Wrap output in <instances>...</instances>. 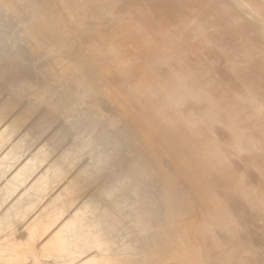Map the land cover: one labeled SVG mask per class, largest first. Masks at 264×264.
Returning <instances> with one entry per match:
<instances>
[{
    "label": "bare ground",
    "instance_id": "1",
    "mask_svg": "<svg viewBox=\"0 0 264 264\" xmlns=\"http://www.w3.org/2000/svg\"><path fill=\"white\" fill-rule=\"evenodd\" d=\"M5 1L12 8L23 4V0ZM108 1L113 4L110 10L100 6L99 0H74L71 5L68 0H45L41 20L25 30L24 39L30 50L41 55L48 50L52 57L45 62L42 60L39 80L48 90L53 85L59 90L53 95L55 99L50 107L66 114L79 101L89 106L85 104L89 109L85 114L94 116L85 130L72 125L76 132L75 143L80 144L79 153L88 147L95 166L91 171L88 168L81 170L67 183L62 194L84 191L92 181L90 174L98 171L112 155L107 149L108 137L98 136L95 132L100 118L104 117L99 114L101 103L109 100L113 118H102L109 121L105 123L109 132L147 157L154 165L156 178L157 168L162 162H168L180 174L190 196L181 220H170L165 206L155 208L150 204L148 218H142L139 231L133 232L124 228L125 224L118 226L112 222L107 237L98 236L101 228L94 220L88 226L76 228L83 216V206L71 216L70 225L63 224L52 236V241L61 247L68 246L69 242L60 235L64 230L81 237V244L97 250L84 262L90 264H204L206 252L212 264H254L255 256L264 259L263 243L261 248L251 243L249 234L252 235L254 228L250 229L251 233L245 231L249 228L243 229L239 214L241 209L244 211L249 206L246 218H250V212L259 209L260 217L254 221V227L264 230V201L258 200L254 204L257 194L264 191L262 139L245 129L240 139L229 141L233 119L223 118L219 108L223 101L228 107L247 102L256 105V114L252 116H264V87L229 81L232 79L230 71L238 69L264 82V46L249 50L239 47L231 34V21L223 18L219 10L205 17L196 13L197 7L206 8L204 1ZM78 4L97 11H89L75 23ZM238 4L246 7L248 15L259 24H264L257 14V7L264 8V0H239ZM72 24L76 26L74 30L79 39L75 46L64 49V38L60 33ZM219 29L224 32L221 40L232 41L231 48H225L215 40L213 34ZM81 31H84L83 35ZM172 34L183 39V47L171 41L169 36ZM224 81L225 89L216 91L213 96L211 88ZM102 90H109L110 98L103 96ZM114 119L121 122L122 127L124 125L123 130L116 128L119 124L111 122ZM24 120V117L16 119L17 122ZM145 125L148 128L151 125L159 134L147 136L143 130ZM254 126L261 133L264 122L256 120ZM159 135L165 144L156 145ZM46 154V151L35 154L8 183L13 184L36 168L35 163H41ZM211 156L218 161L212 160ZM224 169L228 171L225 173ZM130 184L134 196L123 197L121 203L124 206H128L131 199L150 198L152 192L144 181L132 179ZM242 186L245 191L241 194L239 188ZM161 187V197L165 198L170 187L167 184ZM102 196L99 201L103 204L91 206L88 213L108 212V203L104 201L114 194L102 193ZM75 201L76 198L65 201V207H71ZM236 221H240V228ZM168 226L172 240L167 246L153 243V234L161 233ZM214 227L226 239L225 244L217 242ZM19 242L15 240L11 244L18 246ZM233 244H237L239 254L231 249ZM191 252L195 258H189Z\"/></svg>",
    "mask_w": 264,
    "mask_h": 264
},
{
    "label": "rangeland",
    "instance_id": "2",
    "mask_svg": "<svg viewBox=\"0 0 264 264\" xmlns=\"http://www.w3.org/2000/svg\"><path fill=\"white\" fill-rule=\"evenodd\" d=\"M68 1L70 5L72 1L74 2V0ZM198 1L207 3L206 8L195 9L200 17L219 10L223 18L231 21V34L239 47L249 50L264 46V24H259L253 16L248 15L246 7L238 6L239 0ZM99 2L100 6H105L108 10L113 8L112 2L108 0H99ZM44 11L45 0H23L22 5L14 8L7 1L0 0V264L25 263L24 260L39 264V259H45L41 263L46 264L47 258L55 259L57 264H90L84 262L97 250L88 249L85 244H81V237L77 238L78 236H73V233L69 234L65 230L60 231L61 237L69 242L68 246L63 247L51 239L63 224H71L72 220L69 221V219L72 215H76L79 208L84 206L80 225L76 228L88 226L90 221L94 220L95 225L101 228L97 232L98 236L107 237L109 225L112 222L118 226L125 224L124 228H130L133 232L139 231L143 222L142 218L148 216L147 210L150 204L155 208L165 206L170 220H181L184 217L183 209L190 193L180 174L168 162H162L157 168L156 178L154 165L147 157L109 132L105 123L109 122L107 118L109 120L113 118V108L110 109L112 106L109 100H104L99 114L107 118L103 119L105 122L102 120L104 117L100 118L99 125L96 123L98 126L95 132L98 136L108 137L107 149L112 155L104 165L99 166L98 171L90 174L92 181L84 191L74 195L62 194L67 183L81 170L88 168L91 171L95 166L88 147L86 151L79 153L80 144L75 143L76 132L72 125L75 124L80 127V130H85L91 125V119L94 116L88 117L85 114L89 111L88 104L79 101L76 106L69 108L66 114L52 109L49 105L55 99L53 95L58 94L59 90L54 85L48 90L41 86L39 80L42 75V64L52 57L48 50H44L42 55L34 53L24 39L26 28L41 20ZM89 11L97 10L78 4L74 22L79 23L83 16L89 14ZM257 14L264 20V8L257 7ZM75 27L74 24L66 26L60 33L64 38L62 46L64 49L76 45L79 35L74 30ZM80 33L83 35L84 31ZM223 34V30L219 29L213 36L223 47L231 48L233 46L231 40H221ZM169 37L178 47L184 46L185 43L181 37L173 34ZM30 51L33 53L30 54ZM262 64L264 66V53ZM230 72L232 79L229 81L236 80L244 86L259 84L264 87L263 81L243 71L232 69ZM225 87V81L217 83L211 88L212 95L214 96L216 91H221ZM101 92L103 96L110 98L109 90ZM108 102L110 105L107 106ZM219 108L223 118L233 119L229 128V141H237L241 138L243 130L249 129L252 136L262 139L264 151V129L260 133L254 126L256 120L263 123L264 116L262 114L252 116L256 114V105L243 102L228 107V104L223 101ZM19 117H24V122H17L16 119ZM116 120L111 122L119 124V127L115 125L116 128L123 130L124 125L122 127L121 122L117 123L118 120ZM149 127L146 125L143 127L147 136L159 134L151 125ZM162 144H165V141L159 135L156 145ZM43 151H46V157L41 163H35L36 168L31 169L13 184L8 183V180L13 178L35 154ZM211 158L218 161L215 156ZM223 171L226 173L228 170ZM132 179L144 181L145 186L152 193L150 198L131 199L128 206H124L121 203L122 198L134 196L130 192L133 188L130 184ZM163 184L170 187L167 191L165 190L167 192L165 198L161 197ZM244 191L245 186L239 188L241 194ZM102 193L114 194L107 202L104 201L108 203V212L98 210L93 214L88 213L91 206L103 204L99 201L103 197ZM72 198H76V201L71 207L66 208L65 201ZM258 200L264 201V191L257 194L254 204ZM144 207L147 209L145 210ZM249 208L246 206L244 210L246 212L243 209L239 212L244 223L243 229L248 226L249 230H244L250 232V229L252 231L254 228L252 235L249 234L251 236L249 239L253 245L261 248L264 245V230L254 227V221L260 217L259 209L254 208L250 212L252 216L247 219ZM239 223L240 221H236L235 224L240 228L241 223ZM69 228L71 229V226ZM168 229L169 226L161 233L153 234L151 241L163 247L167 246L172 240ZM213 232L219 244L226 243V239L216 227L213 228ZM242 235L241 238L244 237V234ZM15 240H20L18 246L11 244ZM236 246L237 244H233L231 249L235 254H239V248ZM35 248H42L44 251H41L39 255L32 254ZM258 257L253 258L254 264H264L263 257ZM189 258H195V254L191 252ZM204 264H212L208 252H206Z\"/></svg>",
    "mask_w": 264,
    "mask_h": 264
},
{
    "label": "crops",
    "instance_id": "3",
    "mask_svg": "<svg viewBox=\"0 0 264 264\" xmlns=\"http://www.w3.org/2000/svg\"><path fill=\"white\" fill-rule=\"evenodd\" d=\"M41 251H44V249H33V253L32 254H35V255H39V253H41ZM46 253H48V252H46ZM45 260V259H44ZM43 259H39L38 260V262H39V264H43V263H41L42 261H44ZM49 260L51 261V262H49ZM26 261V262H25ZM27 261H28V263H27ZM23 262H25V263H19V264H36V263H34V262H32L31 260H24ZM57 264L56 262H55V259H53V258H47L46 259V264Z\"/></svg>",
    "mask_w": 264,
    "mask_h": 264
}]
</instances>
